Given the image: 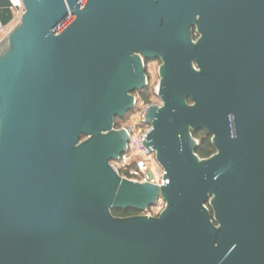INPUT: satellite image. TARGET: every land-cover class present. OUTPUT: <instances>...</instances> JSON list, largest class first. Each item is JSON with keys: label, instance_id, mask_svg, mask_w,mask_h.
Instances as JSON below:
<instances>
[{"label": "water", "instance_id": "water-1", "mask_svg": "<svg viewBox=\"0 0 264 264\" xmlns=\"http://www.w3.org/2000/svg\"><path fill=\"white\" fill-rule=\"evenodd\" d=\"M20 1L0 41V264H264V135H240L221 59L195 71L188 31L194 4L264 22V0ZM13 9L0 0V30ZM141 58L162 62L143 143L159 186L152 167L133 183L111 166L129 139L115 120L147 88Z\"/></svg>", "mask_w": 264, "mask_h": 264}, {"label": "flooded vegetation", "instance_id": "flooded-vegetation-1", "mask_svg": "<svg viewBox=\"0 0 264 264\" xmlns=\"http://www.w3.org/2000/svg\"><path fill=\"white\" fill-rule=\"evenodd\" d=\"M188 31L191 66L195 71L200 70L198 59L220 57L223 87L231 92L239 107L240 135H264V22L256 20L251 13L239 12L235 7L214 9L206 4H194ZM141 61L146 76V87H150V68L153 66L156 67L159 84L158 71L162 65L161 60L141 58ZM136 96L137 93L134 98ZM154 102L157 106L161 104L157 96ZM187 103L193 104L191 100H187ZM129 116L130 113L122 119L125 120L124 124ZM232 119L233 116L229 115L230 134L234 137ZM115 126L123 127L118 119L115 120ZM198 134H203L211 143V136L206 132H192L197 147L201 143L197 138ZM215 153L214 149L213 155Z\"/></svg>", "mask_w": 264, "mask_h": 264}, {"label": "built area", "instance_id": "built-area-1", "mask_svg": "<svg viewBox=\"0 0 264 264\" xmlns=\"http://www.w3.org/2000/svg\"><path fill=\"white\" fill-rule=\"evenodd\" d=\"M81 0H79L80 2ZM13 4L17 7L16 10L13 9V14H22L23 7L20 0H12ZM151 91L156 97L157 87L152 88ZM136 102V100H135ZM151 105H156L153 103H145L144 101L136 102L135 108L126 119V123L123 127L117 129H124L128 136L127 151L121 156L116 162H112L111 166L118 173V175L131 181L133 183H145L146 182V171L136 167V165L152 167L153 173L156 175V185L161 184L163 178V170L156 161L155 155L152 151H147L143 147V143L146 141L147 134L150 131V127L144 124V114L147 108ZM160 203L159 212L164 209V202L159 200Z\"/></svg>", "mask_w": 264, "mask_h": 264}, {"label": "rangeland", "instance_id": "rangeland-1", "mask_svg": "<svg viewBox=\"0 0 264 264\" xmlns=\"http://www.w3.org/2000/svg\"><path fill=\"white\" fill-rule=\"evenodd\" d=\"M20 19V14H15L13 21L5 27L3 30H0V41L15 27L18 25ZM150 87L146 88L140 93H137V96L135 97L136 102L142 101V99H148L154 97L151 87L155 88L157 87L158 84V77H157V72H156V67L153 66V68H150ZM134 112H131L130 114H133ZM125 121V120H123ZM122 120H120L121 125H125ZM161 204L156 203V205L150 209H148L146 212L141 213L140 215H145V216H151V217H156L158 216L159 212V207Z\"/></svg>", "mask_w": 264, "mask_h": 264}, {"label": "trees", "instance_id": "trees-1", "mask_svg": "<svg viewBox=\"0 0 264 264\" xmlns=\"http://www.w3.org/2000/svg\"><path fill=\"white\" fill-rule=\"evenodd\" d=\"M156 100V97L154 96L153 99L152 98H148V99H142V101H144L145 103H153V101ZM131 113V112H130ZM116 128H118L117 126H115ZM199 136V134L197 135ZM196 136V137H197ZM201 136V137H200ZM199 138L201 143H200V146L197 147V149L195 150V154L197 155V157L199 159H208L211 157V155L214 154V148L212 147L211 143H210V140L208 138H204L203 134L200 135ZM112 214L115 216V217H130V216H134V215H137L138 213L136 212H132V211H127V212H123V211H113Z\"/></svg>", "mask_w": 264, "mask_h": 264}]
</instances>
